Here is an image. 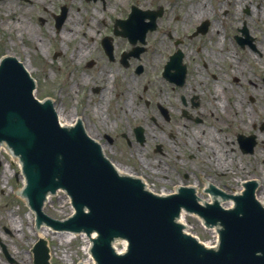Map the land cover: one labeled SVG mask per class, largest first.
I'll use <instances>...</instances> for the list:
<instances>
[{
    "label": "flooded vegetation",
    "instance_id": "flooded-vegetation-1",
    "mask_svg": "<svg viewBox=\"0 0 264 264\" xmlns=\"http://www.w3.org/2000/svg\"><path fill=\"white\" fill-rule=\"evenodd\" d=\"M9 1L42 11V48L71 50L75 87L84 78L111 116L132 113L98 135L112 159L126 157L118 144L168 156L160 171L133 168L157 189L196 186L206 202L229 205L251 179L264 188V0ZM18 26L11 39L26 45Z\"/></svg>",
    "mask_w": 264,
    "mask_h": 264
},
{
    "label": "water",
    "instance_id": "water-1",
    "mask_svg": "<svg viewBox=\"0 0 264 264\" xmlns=\"http://www.w3.org/2000/svg\"><path fill=\"white\" fill-rule=\"evenodd\" d=\"M33 86L20 63L3 59L0 141L22 160L27 181L23 192L39 221L55 229L96 231L91 252L97 264H264V208L252 191L239 197L231 210L197 205L183 193L155 196L139 180L117 174L79 122L72 128L60 127L52 103L33 98ZM57 188L70 195L76 210L64 221L41 212L44 195ZM182 204L207 223H222L218 250L206 249L181 232L174 218ZM115 237L128 240L126 253L114 252ZM33 252L34 264H48L44 239Z\"/></svg>",
    "mask_w": 264,
    "mask_h": 264
},
{
    "label": "rangeland",
    "instance_id": "rangeland-1",
    "mask_svg": "<svg viewBox=\"0 0 264 264\" xmlns=\"http://www.w3.org/2000/svg\"><path fill=\"white\" fill-rule=\"evenodd\" d=\"M8 4L13 12L12 17L4 12L7 9L9 13L10 8ZM36 5L34 4V6ZM25 10L27 8L22 10L18 5L10 4L9 0L0 2V57L5 54L15 55L30 68L31 76L35 79L36 97L38 99L46 97L53 99L59 108L60 114L66 120H72L74 115L80 116L82 114V118L85 116L84 119L87 124L88 134L94 138L103 133L106 129L107 122H111L107 118L115 119L118 124L124 122L125 118H130L131 121L130 115L132 113L121 111L111 116V113L106 112L103 100L105 94H89L87 91L88 84L84 78H78V83L75 87L77 91L72 89L73 83L71 82L72 78H70L71 73L69 72L72 66L71 57H69L72 55L71 50L68 49L66 54L61 58L56 57L53 59L58 47L47 46V48H42V11L28 10L27 14L22 15L21 12ZM18 16L25 24L28 32L27 37L24 38L27 42L25 46L20 44L18 34L14 37V40L10 36L11 28H18L19 20L15 19ZM45 55L51 58L42 60V56ZM69 82H71V85ZM117 146L125 151L124 154L126 156L123 157L120 154L113 155L112 160H116V163L118 162L117 167L120 169L134 172L133 166L136 165L150 173L152 169L160 171L159 169L167 166L165 162L168 161V156L161 154L152 155V152L147 148V151H143V154H140L141 157L136 158L130 154V149L126 145L118 144ZM105 148L107 149L106 153L110 157L109 149L114 150V145L111 148ZM159 158L163 162L161 166H158L156 163ZM7 163L10 164L11 171L6 172L8 174V180L4 186L2 177L6 171ZM22 183L17 157L10 155L8 152L1 151L0 241L5 244L7 251L15 259V264H32L30 247L37 239V236L33 233V226L29 221L28 215L30 209L27 207L23 197L18 193V190L22 187ZM66 198L63 193L53 196L47 202L45 212L56 218L64 217L70 212ZM11 215L16 219V223H13L17 228L16 231L11 227V222L8 221ZM186 220L191 227L189 230L198 235L202 240L211 237V232L204 230L196 217L188 216ZM47 238L50 240L52 252L51 264H76L77 261L86 257L83 252L85 243H83L82 237H76L66 243L67 239L62 238L60 235H53L50 232ZM1 250L2 247H0V264H13L6 259Z\"/></svg>",
    "mask_w": 264,
    "mask_h": 264
},
{
    "label": "bare ground",
    "instance_id": "bare-ground-1",
    "mask_svg": "<svg viewBox=\"0 0 264 264\" xmlns=\"http://www.w3.org/2000/svg\"><path fill=\"white\" fill-rule=\"evenodd\" d=\"M8 6H9V8H10V5L8 4ZM6 14H9L11 17H12V11H11V8H10V11H9V13H8V10L6 9L5 11H4ZM22 13V15L23 14H27V12L25 11V12H21ZM0 14H1V12H0ZM15 19H17V20H19V23L21 22L22 24H24L23 22H22V20H20L19 19V16H18V18H15ZM23 20H25V19H23ZM8 22V21H7ZM8 24V23H7ZM27 26H28V24H27ZM24 66L28 69V71L30 72L31 70H30V68L26 65V64H24ZM54 108H55V110H56V112H57V114H58V117H59V120L61 121V122H64V123H72L73 121H74V119H75V117L72 119V120H66V119H64V116L62 115V114H60V112H59V108L58 107H56L55 105H54ZM2 150H7V148L6 147H4L3 145H0V152L2 151ZM7 171H11V167H10V164L9 163H7L6 164V171L3 173V177H2V182H3V185L5 186L6 185V183H7V180H8V174H6V172ZM257 198H258V200L261 202V203H264L263 202V200H264V194L263 195H259V194H257ZM31 212V211H30ZM29 212V215H28V217H29V221H30V224H32L33 225V221H34V217H33V214H32V212L30 213ZM9 222H11L10 224H11V227L14 229V231H16L17 230V228H16V226H14V224L13 223H16V219H14V217L11 215V217H10V220H8ZM51 230L49 229V228H47L46 226H44V225H40V226H38V225H35V227H34V229H33V233L38 237V238H42V237H44V238H47V234L50 232ZM62 235V237H66L67 239L68 238H70V235L69 234H61ZM64 241H66V240H64ZM66 243H68V240L66 241ZM84 251H85V248H84ZM70 261V260H69ZM84 263H85V261H84Z\"/></svg>",
    "mask_w": 264,
    "mask_h": 264
}]
</instances>
